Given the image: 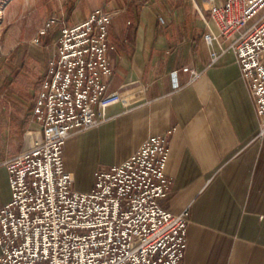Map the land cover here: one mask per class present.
Instances as JSON below:
<instances>
[{
	"label": "crops",
	"instance_id": "1",
	"mask_svg": "<svg viewBox=\"0 0 264 264\" xmlns=\"http://www.w3.org/2000/svg\"><path fill=\"white\" fill-rule=\"evenodd\" d=\"M226 1L0 0V208L11 200L5 162L22 150L28 131H40L34 108L63 23L101 7L114 12L110 90L121 102L109 108L111 119L67 140L74 189L90 191L98 169L171 132V189L160 204L174 213L190 209L183 264H264L261 116L235 52L205 38L218 33L210 9ZM187 66L200 76L182 71Z\"/></svg>",
	"mask_w": 264,
	"mask_h": 264
},
{
	"label": "built area",
	"instance_id": "2",
	"mask_svg": "<svg viewBox=\"0 0 264 264\" xmlns=\"http://www.w3.org/2000/svg\"><path fill=\"white\" fill-rule=\"evenodd\" d=\"M262 10L264 0H227L210 9L218 33L205 35L222 52H235L261 116L258 138L264 137V14L249 22ZM113 16L100 7L77 24L63 23L34 108L40 131H28L26 145L4 164L11 200L0 208V264H183L190 209L174 213L160 204L171 189L165 173L171 132L150 137L124 163L98 169L88 192L74 189L65 168L67 140L111 119L109 108L121 102L110 90ZM189 70L193 79L201 74L182 71Z\"/></svg>",
	"mask_w": 264,
	"mask_h": 264
},
{
	"label": "rangeland",
	"instance_id": "3",
	"mask_svg": "<svg viewBox=\"0 0 264 264\" xmlns=\"http://www.w3.org/2000/svg\"><path fill=\"white\" fill-rule=\"evenodd\" d=\"M264 14V10H262L261 12H259V14H257L256 15V17L255 18H253L252 20H250V22H249V24H252V23H254L257 19H259L262 15ZM26 139H27V137L25 136V141H24V143L22 144V148L26 145ZM21 148V149H22ZM101 167H103V166H101ZM1 248H0V254H1Z\"/></svg>",
	"mask_w": 264,
	"mask_h": 264
},
{
	"label": "bare ground",
	"instance_id": "4",
	"mask_svg": "<svg viewBox=\"0 0 264 264\" xmlns=\"http://www.w3.org/2000/svg\"><path fill=\"white\" fill-rule=\"evenodd\" d=\"M29 142H31V139H30V141Z\"/></svg>",
	"mask_w": 264,
	"mask_h": 264
}]
</instances>
